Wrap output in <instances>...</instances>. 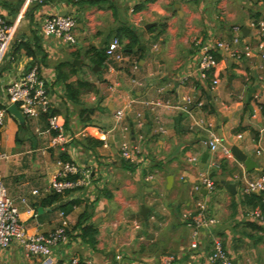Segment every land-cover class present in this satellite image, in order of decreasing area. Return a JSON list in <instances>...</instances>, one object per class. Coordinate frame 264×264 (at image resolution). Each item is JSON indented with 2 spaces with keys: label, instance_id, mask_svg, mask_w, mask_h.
Instances as JSON below:
<instances>
[{
  "label": "crops",
  "instance_id": "1",
  "mask_svg": "<svg viewBox=\"0 0 264 264\" xmlns=\"http://www.w3.org/2000/svg\"><path fill=\"white\" fill-rule=\"evenodd\" d=\"M93 1L0 0V15L14 26L0 64V106L7 104L5 86L36 65L65 128L73 134L85 130L65 152L68 160L91 174L83 188L62 194L59 202H43L53 194L44 189L58 171L60 151L49 147L52 133L43 116L22 115L18 120L7 105L0 127V152L5 154L0 179L18 208L25 233L45 234L63 219L68 222V242L53 249L54 264H67L73 257L89 264H160L166 256L176 258L175 264H207L203 255L211 250L214 237L223 241L234 264H264V223L248 219L249 211L259 209L247 205L239 193L244 176L253 179L264 172V48L259 50L250 26L264 19V0ZM64 13L76 18L75 44L40 34L44 17ZM124 29L137 33V48L123 49L129 42ZM233 36L242 39L239 48L249 44L251 51L240 60L217 52L216 67L201 77L195 67L196 42ZM113 40L125 60L96 64L94 50L106 49ZM109 62L113 70L108 72ZM213 79L218 84L211 88ZM67 84L76 92L75 101L67 97ZM154 99L173 107L151 109L145 102ZM117 110L126 111L119 122ZM137 112L142 114L139 128L132 123ZM192 119L214 125L220 138L216 150H209L203 130L191 127ZM87 136L108 146L89 147ZM122 140L139 145L144 165L133 166L121 158ZM226 144L252 160L250 171L228 148L229 154L224 153ZM202 175L211 178L214 189L197 194L193 186ZM227 181L236 184L234 194L224 187ZM32 190L39 192L33 195ZM256 196L264 201V194ZM197 198L206 201L217 223L202 232L197 258L191 259L186 223ZM82 214L86 218L77 226ZM87 226L92 232L83 237L81 229ZM39 261L20 245L0 248V264Z\"/></svg>",
  "mask_w": 264,
  "mask_h": 264
},
{
  "label": "built area",
  "instance_id": "2",
  "mask_svg": "<svg viewBox=\"0 0 264 264\" xmlns=\"http://www.w3.org/2000/svg\"><path fill=\"white\" fill-rule=\"evenodd\" d=\"M29 4H43L48 0H26ZM90 1V0H80ZM76 24V18L74 15H55L46 16L40 22V34L45 37H53L60 40L64 44H75L74 28ZM256 32L258 39V48L262 50L264 48V20L252 21L250 24ZM14 35V26L11 24L5 16L0 15V64L5 56L10 41ZM242 39L239 36H233L229 40L225 41H197V59L196 70L201 77H204L207 73L213 70L217 65V52L226 53L230 58L234 60H240L243 55L248 54L251 51L249 44H244L242 49L239 48ZM119 44L117 40H113L107 44L106 47V60L120 62L124 61L123 54L119 51ZM107 71H112L113 67L107 63ZM218 84L217 79H213L211 82V88H214ZM5 96L7 100L6 106L0 108V127L3 125V118L6 112L7 105L14 104L20 113L26 118H36L43 116L46 120L48 130L52 133L49 147L57 148L60 152H65L68 146L81 135H84L85 130L78 133H70L64 125V120L57 112H53L54 104L50 92L47 88V83L44 77L41 75L36 65L31 66L26 72L19 75L5 86ZM255 101H258L260 96L255 93L253 96ZM189 102V98L185 97ZM145 104L153 109L154 107L164 106L166 108L173 107L168 102H163L160 99H154ZM174 108L186 111L184 107L175 106ZM141 113L137 112L135 119L132 121L133 126L140 127L142 125ZM126 116V111L117 110L114 114L115 121L119 122ZM191 127L203 130L206 134V143L209 150L214 151L220 144V138L214 125L210 122H204L202 119H192ZM158 131L164 133L165 130L162 127L158 128ZM240 137V136H239ZM138 139H142V136L138 135ZM104 147L108 144L106 141L102 142ZM225 154H229L226 147L222 146ZM119 152L121 158L133 165L139 167L145 163V153L139 147L137 143L130 142L129 140H122L119 146ZM257 153L260 154L261 150L258 149ZM5 157V154L0 152V160ZM58 167L57 173L48 183L44 192L64 194L66 191H73L81 189L86 186L91 179L90 170L78 166L71 160H56ZM203 189L206 192H210L214 189V182L207 175H202L199 182L193 186V191L197 194ZM38 190H32L33 195L38 194ZM239 193L243 195L264 194V172L256 178L248 179L244 176L243 183L239 188ZM20 203L27 206V202L24 198L20 199ZM32 209L28 207L27 212H31ZM63 216V213L60 212ZM247 217L250 220H254L260 223H264V215L258 210H251L247 213ZM216 220L209 214L207 203L202 198H197L194 204V211L192 216L187 221L186 225L189 228V245H188V257L197 258L196 252L199 251L200 242L202 239V232L210 230L216 225ZM113 227L117 224L113 223ZM134 228H137V224L133 223ZM69 224L66 220H62L61 224L54 230L45 234L27 235L23 229L22 223L19 219V211L13 200L8 196L7 191L0 179V248H6L11 244H17L24 249V251L30 256L37 257L40 261L39 264H54L52 259L53 249L68 242ZM211 250L209 253L203 255V259L207 264H234L233 260L224 245L223 241L219 237H214L211 243ZM176 258L173 256H166L162 259L160 264H175ZM67 264H89L88 262L80 261L78 258H71Z\"/></svg>",
  "mask_w": 264,
  "mask_h": 264
},
{
  "label": "trees",
  "instance_id": "3",
  "mask_svg": "<svg viewBox=\"0 0 264 264\" xmlns=\"http://www.w3.org/2000/svg\"><path fill=\"white\" fill-rule=\"evenodd\" d=\"M93 2H94L93 0H90V3H93ZM257 20L258 19L254 20V21H257ZM124 32L126 34V37L129 39V42L123 46V49L130 51L131 49L137 48L139 45L137 33H135L133 30H130V29H124ZM105 51H106L105 48H101L99 50H96V49L94 50V52L96 53L95 54L96 58H95L94 62L96 64L101 65L104 63V61L106 60V52ZM82 83L80 82L79 84H82ZM83 84L88 85L86 83H83ZM66 92H67L68 99L71 101H75L76 92L74 91L73 87H71L69 84L66 85ZM1 107L2 106H0V108ZM261 109L262 110L264 109L263 106H261ZM53 112H57V111L54 109ZM84 113H85V111H83V110L80 111L81 118L83 117ZM64 125H65V123H64ZM84 141H85V144L89 147L90 146H99L103 142V140L94 139L90 136L85 137ZM59 158L61 160H68V157L66 156V152H60ZM79 189H76L73 191H66L64 193V195H68L71 192L77 191ZM62 196H63L62 194L53 193V194L49 195L48 197H46L43 202L48 203V204H51L53 202H59L62 199ZM76 202H77L76 200L70 201L71 204L72 203L74 204ZM244 202L247 205H250L252 208H258L259 211L264 214V201H263L262 197L256 196L254 194L245 195L244 196ZM85 218H86V215H84V214L80 215L76 225L77 226L80 225L83 222V220H85ZM81 231H82V236L85 237L86 235L90 234V232H92V229L89 226H87V227L82 228Z\"/></svg>",
  "mask_w": 264,
  "mask_h": 264
},
{
  "label": "water",
  "instance_id": "4",
  "mask_svg": "<svg viewBox=\"0 0 264 264\" xmlns=\"http://www.w3.org/2000/svg\"><path fill=\"white\" fill-rule=\"evenodd\" d=\"M64 15H66V13H64L63 15H61V16H64ZM151 26V24H149V25H147V26H145L144 27V29H148L149 27ZM103 43H104V40H103ZM102 43V44H103ZM101 44V45H102ZM140 48L142 49V50H144L145 48H144V46H140ZM259 85H257L256 87H258ZM255 87V88H256ZM254 92V89L252 88V89H250L249 90V94H248V98H247V101H249L250 100V96H251V94ZM7 111L9 112V113H11L13 116H15L18 120H22L23 119V117H22V114L20 113V111L17 109V107H16V105H14V104H11L8 108H7ZM226 146V148H228L229 150H230V152H231V154L238 160V161H240V162H243V164L245 165V168H246V170L247 171H250L251 169H252V164H253V162H252V160L249 158V157H247V156H245L244 154H242L238 149H237V147L236 146H229V145H225ZM255 167V166H254ZM224 184V187L231 193V194H234L235 193V183H233L232 181H227V182H224L223 183ZM142 215H143V217H145L144 216V214L142 213Z\"/></svg>",
  "mask_w": 264,
  "mask_h": 264
},
{
  "label": "rangeland",
  "instance_id": "5",
  "mask_svg": "<svg viewBox=\"0 0 264 264\" xmlns=\"http://www.w3.org/2000/svg\"><path fill=\"white\" fill-rule=\"evenodd\" d=\"M122 45H123V44H122ZM114 62H115V61H114ZM3 159H4V158H3ZM3 159H1V160H3ZM1 160H0V161H1Z\"/></svg>",
  "mask_w": 264,
  "mask_h": 264
}]
</instances>
